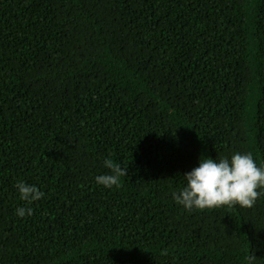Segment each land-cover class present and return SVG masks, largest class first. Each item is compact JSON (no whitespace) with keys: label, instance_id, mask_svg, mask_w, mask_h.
Here are the masks:
<instances>
[{"label":"trees","instance_id":"1","mask_svg":"<svg viewBox=\"0 0 264 264\" xmlns=\"http://www.w3.org/2000/svg\"><path fill=\"white\" fill-rule=\"evenodd\" d=\"M234 152L264 165V0H0V264H264V195L172 199Z\"/></svg>","mask_w":264,"mask_h":264},{"label":"clouds","instance_id":"2","mask_svg":"<svg viewBox=\"0 0 264 264\" xmlns=\"http://www.w3.org/2000/svg\"><path fill=\"white\" fill-rule=\"evenodd\" d=\"M109 171L96 176V184L106 189L119 187L126 169L111 159L104 160ZM184 186L171 193L173 201L186 211L213 209L222 206L251 208L258 197L264 195V165H258L250 152H234L230 157L198 159V166L183 175ZM19 199L26 204L44 196L35 185L24 181L15 184ZM19 218L32 215L31 207H17ZM256 258L249 254L247 264H255Z\"/></svg>","mask_w":264,"mask_h":264}]
</instances>
